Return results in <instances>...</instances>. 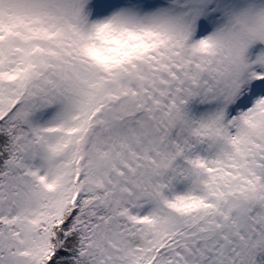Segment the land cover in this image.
Here are the masks:
<instances>
[{
  "label": "snow or ice",
  "instance_id": "6c2138e0",
  "mask_svg": "<svg viewBox=\"0 0 264 264\" xmlns=\"http://www.w3.org/2000/svg\"><path fill=\"white\" fill-rule=\"evenodd\" d=\"M0 264H264V0H0Z\"/></svg>",
  "mask_w": 264,
  "mask_h": 264
}]
</instances>
